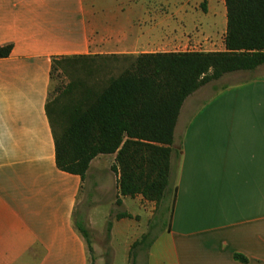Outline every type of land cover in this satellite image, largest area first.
<instances>
[{
	"label": "crops",
	"instance_id": "obj_1",
	"mask_svg": "<svg viewBox=\"0 0 264 264\" xmlns=\"http://www.w3.org/2000/svg\"><path fill=\"white\" fill-rule=\"evenodd\" d=\"M226 31L225 0H0V47L12 46L0 58V264H91L76 224L91 199V230L111 224L109 247L91 246L96 264H264V64L183 104L169 227L151 233L156 203L121 196L118 176L108 209L95 208L109 184L93 170L115 154L84 179L56 164L55 60L225 51Z\"/></svg>",
	"mask_w": 264,
	"mask_h": 264
},
{
	"label": "trees",
	"instance_id": "obj_2",
	"mask_svg": "<svg viewBox=\"0 0 264 264\" xmlns=\"http://www.w3.org/2000/svg\"><path fill=\"white\" fill-rule=\"evenodd\" d=\"M225 4V51L99 57L129 60V65L98 95L91 90L81 108L60 106L58 100H52L49 113L59 170L84 179L96 157L115 154L112 171L118 176L121 196L166 201L171 159L177 153L173 148L175 127L187 98L228 73L251 71L264 64V0H225ZM11 52V45L0 47V58ZM96 59H57L52 78L65 62ZM67 109L73 114L65 119L62 112ZM117 203L121 204L120 199ZM170 211L172 215L173 208ZM125 217L129 215L117 218ZM76 224L88 242L91 264H96L88 230L81 221ZM110 227L109 223V232ZM146 237L148 234L143 240Z\"/></svg>",
	"mask_w": 264,
	"mask_h": 264
},
{
	"label": "rangeland",
	"instance_id": "obj_3",
	"mask_svg": "<svg viewBox=\"0 0 264 264\" xmlns=\"http://www.w3.org/2000/svg\"><path fill=\"white\" fill-rule=\"evenodd\" d=\"M200 9L202 10L203 7L200 6ZM210 40L219 43V41L222 40V33L219 32L218 35H216L215 39H210ZM128 65H129V60H123V59L103 60L102 58H97L96 60L87 61L85 63L65 62L61 64L53 74L51 99L53 101L58 100L60 106L69 105L73 107L79 106L81 108L82 107L81 105L85 103V102L81 103V101H83L87 97V95L90 93L91 90H93L95 95L96 94L98 95L101 92V90L105 88V86L109 83V81L119 76L128 67ZM215 85H216L215 81L205 85L202 88L201 93L203 92L205 94L212 93L214 91ZM197 105H199V101ZM54 109L55 107L53 106L52 108L53 113H54ZM72 114L73 112L70 109H67L62 112V117L66 119L69 118V116H71ZM67 121L65 122V124L67 123ZM177 154L178 151L177 153L174 152L173 158H175ZM110 165L112 168V165H114V161L112 160V157L107 156L106 158L99 160L97 162L98 168L93 170L94 172L93 176L102 179L103 182L105 181L107 185L108 184L110 185V186L108 185V188L106 190H102V192H99V194L96 193V196L100 198V201H98V203L104 202L102 205H98L97 207H95L97 208V210L108 209V207L110 206L108 204L110 198L112 197L113 199L115 186H116L115 176H117V174L113 172L112 169L111 171H109ZM91 183H92V179L87 178V185H88L87 188L91 186ZM173 198H174V189H172L171 192L167 193L166 201L159 203L155 202L157 205V210L155 212L154 219L152 220L154 225L150 226V223L148 225L151 228L150 230L151 233H153L154 230L155 232L160 231L161 227H166V226L169 227L170 217H171L170 209L172 208ZM128 201L130 202V200ZM91 202H93L92 199L91 201L88 202V204L85 205L83 204V206L80 207L77 217L82 223H84V226H86L88 230V240L91 243V246L99 245L104 248H108L109 247L108 229L101 234H97L96 232L92 231L88 224L87 216L86 214H84L86 209L88 210L89 206H91L92 204ZM81 218L83 220H81ZM145 220L146 218L143 217L142 218L143 223Z\"/></svg>",
	"mask_w": 264,
	"mask_h": 264
}]
</instances>
